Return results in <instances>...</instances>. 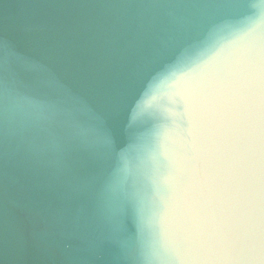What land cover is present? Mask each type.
Wrapping results in <instances>:
<instances>
[{"label": "water", "instance_id": "obj_1", "mask_svg": "<svg viewBox=\"0 0 264 264\" xmlns=\"http://www.w3.org/2000/svg\"><path fill=\"white\" fill-rule=\"evenodd\" d=\"M229 46L264 0H0V264H172L171 85Z\"/></svg>", "mask_w": 264, "mask_h": 264}, {"label": "clouds", "instance_id": "obj_2", "mask_svg": "<svg viewBox=\"0 0 264 264\" xmlns=\"http://www.w3.org/2000/svg\"><path fill=\"white\" fill-rule=\"evenodd\" d=\"M171 87L161 147L172 264H264V48H223Z\"/></svg>", "mask_w": 264, "mask_h": 264}]
</instances>
